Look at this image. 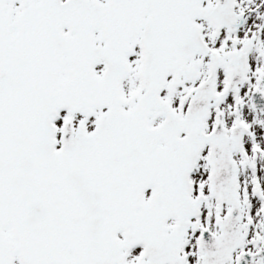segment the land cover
<instances>
[{"label": "snow or ice", "instance_id": "1", "mask_svg": "<svg viewBox=\"0 0 264 264\" xmlns=\"http://www.w3.org/2000/svg\"><path fill=\"white\" fill-rule=\"evenodd\" d=\"M0 264H264V0H0Z\"/></svg>", "mask_w": 264, "mask_h": 264}]
</instances>
